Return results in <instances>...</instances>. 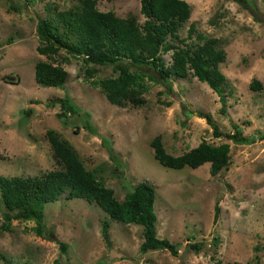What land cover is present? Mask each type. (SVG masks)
Segmentation results:
<instances>
[{
	"label": "rangeland",
	"instance_id": "rangeland-1",
	"mask_svg": "<svg viewBox=\"0 0 264 264\" xmlns=\"http://www.w3.org/2000/svg\"><path fill=\"white\" fill-rule=\"evenodd\" d=\"M191 8L179 35L187 43L190 23L225 50L220 70L226 77L225 107L205 82L188 75L171 78L168 85L150 81L146 103L134 107L111 104L98 88L83 79L80 58L59 51L56 60L68 72L62 87L36 84L34 65L39 54L36 24L53 11L68 9L76 0H0V175L33 176L58 168L46 131L55 130L77 151L85 168L114 190L122 201L141 181L155 190L156 235L178 246L139 251L143 227L116 221L96 204L82 198L60 197L43 206L42 236L34 220L1 224L6 212L0 197V264H264V139L235 144L224 137L238 124L244 136L264 130V0H185ZM17 9H15L14 7ZM141 0H96L100 11L142 23ZM10 40L7 43V40ZM68 57L69 60H63ZM166 61L169 54H164ZM95 78L109 76V66L90 64ZM154 75L153 72L148 71ZM258 79L261 89L249 87ZM68 96L78 108L59 118V99ZM49 102L54 105L50 106ZM198 112L208 114L223 134ZM161 136L166 151L179 155L201 141L229 144L228 166L216 175L209 163L197 168L164 167L153 156L150 141ZM218 215L214 220V207ZM109 224V245L102 238V222ZM58 241L67 244L61 251ZM198 243L197 248L190 245Z\"/></svg>",
	"mask_w": 264,
	"mask_h": 264
},
{
	"label": "trees",
	"instance_id": "trees-1",
	"mask_svg": "<svg viewBox=\"0 0 264 264\" xmlns=\"http://www.w3.org/2000/svg\"><path fill=\"white\" fill-rule=\"evenodd\" d=\"M33 4L40 0H26ZM68 9L56 10L50 6L45 9L52 12L50 17L39 18L36 33L39 39L37 51L46 57L34 65L36 84L47 87H62L67 81L68 72L56 57L63 51L70 57L80 58L83 64V79L92 87L98 88L105 98L118 107L131 105L138 107L146 103L144 95L151 87L150 81L168 85L171 78H185L188 75L205 82L225 107L224 86L226 77L220 70V64L226 60L225 50L218 48L216 39L206 37L190 23L187 38L198 43H187L179 35L180 29L191 15L190 5L185 0H141L140 13L142 23L132 18L117 16L112 11H100L96 0H76ZM241 5L248 0H233ZM13 6V5H12ZM14 7V6H13ZM17 9L16 7H14ZM10 40H7L9 43ZM164 54H169L166 61ZM63 60H69L64 57ZM90 64L109 66V76L95 78L96 68ZM148 71L154 73L149 74ZM250 89H261L258 79H252ZM62 111L59 118L74 114L78 108L68 96L59 99ZM50 106L54 105L49 102ZM213 128V136L223 134L211 122L208 114L198 112ZM224 137L235 144H252L258 138L264 139V130L250 136H244L238 124ZM46 138L50 144L58 168L40 175L4 176L0 175V197L6 208L1 228L9 231L12 220H34L33 231L42 236L43 206L60 197L82 198L96 204L111 218L126 224L135 223L143 227V241L139 251L166 249L171 255L178 253V246L166 238L156 235V214L154 212L155 190L151 183L141 181L131 192L125 194L122 201L115 197L114 190L106 186L94 173L87 170L75 148L55 130H47ZM154 158L164 167L181 169L185 166L197 168L209 163V173L216 175L228 166L229 144L212 145L201 141L197 146L179 154L166 151L160 135L150 141ZM218 215V206L214 207V220ZM109 224L102 222V238L109 245ZM64 252L67 244L58 241ZM198 243H192L193 248ZM262 247L254 246L257 252ZM6 261L0 252V263ZM15 264H26L23 262ZM213 264H260L256 257L250 262H215Z\"/></svg>",
	"mask_w": 264,
	"mask_h": 264
}]
</instances>
